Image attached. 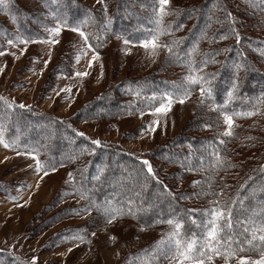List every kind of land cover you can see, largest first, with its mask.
Returning a JSON list of instances; mask_svg holds the SVG:
<instances>
[{
  "label": "trees",
  "instance_id": "1",
  "mask_svg": "<svg viewBox=\"0 0 264 264\" xmlns=\"http://www.w3.org/2000/svg\"><path fill=\"white\" fill-rule=\"evenodd\" d=\"M39 1L49 19L81 27L95 47L110 35L129 41L155 35L171 49L170 61L156 73L121 78L68 119L41 111L36 104L0 98L1 137L38 154L46 170L68 168L71 187L93 215L160 228V238L130 249L118 264H173L170 237L176 223L182 227L174 238L182 245L195 240L199 249L206 235L207 211L217 206L231 208L232 227L220 221V243L212 242V247L221 255L209 252L211 260L261 253L264 242L253 241L259 247L251 250L247 240L252 232L264 234V35L257 31L264 0H169L163 13L158 0H103L99 7L81 0ZM8 6L23 15L16 18L23 31L25 11ZM13 10L11 17L16 16ZM0 35L15 38L1 23ZM189 77L201 83L192 84ZM201 87L210 95L202 97ZM185 92L200 97L194 114L197 122H189L149 152L99 139L100 144L93 145L95 139L81 136L70 122L92 114L133 112L163 95L185 97ZM224 114L234 119L231 136L223 135ZM144 160L154 175L146 172ZM72 228L51 238L61 241L85 227ZM0 264L30 262L0 248Z\"/></svg>",
  "mask_w": 264,
  "mask_h": 264
},
{
  "label": "rangeland",
  "instance_id": "2",
  "mask_svg": "<svg viewBox=\"0 0 264 264\" xmlns=\"http://www.w3.org/2000/svg\"><path fill=\"white\" fill-rule=\"evenodd\" d=\"M81 1L94 7L103 2ZM41 3L39 0H0V23L15 36L3 39L0 35L4 41L0 46L2 99L36 104L41 111L68 119L81 111L84 103L94 99L100 91H106L108 86H115L121 78L146 76L168 66L169 48L161 40L157 39L153 50L151 46H143L145 41H151L150 37L129 41L121 35H110L102 41L101 47H95L81 27L49 19ZM8 4L25 11L23 31L16 23V18L22 14ZM11 10L16 16L11 17ZM262 16L257 31L264 35V14ZM56 27L61 29L59 34L52 32ZM168 97H172L170 110L157 113L156 108L167 104ZM199 99V95L191 94L185 97L163 95L147 108L116 116L92 114L70 122L95 140L113 141L132 151L149 152L196 120L194 114ZM226 116H222L224 132L229 130ZM37 160L40 162L38 154L13 146L0 135V248L30 264H118L130 249L162 236L160 228L147 227L129 218L105 219L93 215L71 187L73 175L68 168L46 170L40 163L38 170ZM165 169L174 170L173 167ZM75 225L85 228L61 241L51 238L53 233L65 228L74 230ZM262 254L205 260V264H238L241 258L258 261ZM173 264H177V260Z\"/></svg>",
  "mask_w": 264,
  "mask_h": 264
},
{
  "label": "snow or ice",
  "instance_id": "3",
  "mask_svg": "<svg viewBox=\"0 0 264 264\" xmlns=\"http://www.w3.org/2000/svg\"><path fill=\"white\" fill-rule=\"evenodd\" d=\"M158 3L161 5V13H163V6L167 5L169 3V0H158ZM60 30L61 29L59 27H56L52 29V32L54 34H59ZM81 35H84V34L81 33ZM84 38L85 40H87V36H85ZM9 43H11V41H9ZM125 43H127V41H125ZM143 46L145 48H148L149 46H151L154 50L157 47V37L154 35L151 41H145ZM169 51L171 52V49H169ZM153 54H155V52H153ZM93 60H95V57H93ZM77 75H86V73H83V74L77 73ZM189 79L192 84L201 83V80L193 79L191 77H189ZM200 92H201L202 97L205 95H210V91L206 87H201ZM184 95H188V93L185 92ZM180 102L183 103L184 102L183 99H181ZM171 104H172V97H168L167 104L162 103L160 107L156 108V112L164 113L170 110ZM21 107H24V105H21ZM225 123L227 124L229 130L223 133V135L231 136L232 134L231 129L233 126L232 117L226 116ZM80 135L83 136L84 134L80 133ZM91 143L93 145H99L100 141L93 140L91 141ZM220 143L223 144V141H220ZM141 163L145 166V170L149 175H154L153 168L151 167V164L149 161L144 160V161H141ZM36 167L38 170L41 168V164L38 160H37ZM45 174L47 175V172ZM207 214L209 216V220L207 221V224L205 226L206 235H205L204 243L199 247V249H197L196 247L195 240H193L190 243L182 245L179 239H175L174 237L178 236L179 230L182 227V225L179 223H176L174 225L176 231L173 234V237H170V243L172 244V248H170V251H172V258L177 260V264H185L186 261L189 262V264H205V260L210 261L212 259L211 255H209V252H212L215 255H221V252L218 248L212 247V242H215L217 244L220 243V240H219V233L221 231L219 227L220 221H224L228 228L232 227L231 208H227V210H225L224 208L219 207V206L213 207L207 211ZM168 223L172 224L173 221L170 220L168 221ZM244 231L245 232L250 231L247 225H245ZM262 232H264V230H262ZM253 241L264 242V234L257 236L255 232H252L251 238L247 240V244L252 246L251 250H257L259 245L258 243L254 244ZM230 242H231V239L229 237V239L226 240L225 243L230 244ZM239 251H244V248H240ZM260 251L264 253V249H260ZM231 254L234 255L235 253L232 252ZM238 264H264V254H262L261 259L258 261H250L247 258H241Z\"/></svg>",
  "mask_w": 264,
  "mask_h": 264
}]
</instances>
